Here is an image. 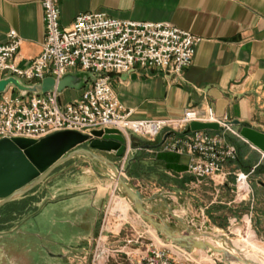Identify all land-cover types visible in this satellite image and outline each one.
<instances>
[{
	"label": "crops",
	"instance_id": "obj_1",
	"mask_svg": "<svg viewBox=\"0 0 264 264\" xmlns=\"http://www.w3.org/2000/svg\"><path fill=\"white\" fill-rule=\"evenodd\" d=\"M58 4L61 27H69L80 13L101 12L124 20L168 22L200 37L193 59L180 77L138 67L111 75L112 89L123 109L131 110L132 118L176 119L186 108L204 111L209 107L217 119L228 122L238 134L239 125L233 121L247 123L264 133V0H59ZM12 29L20 39L15 63L21 68L27 67L41 51L44 39L40 0H0V43L8 41V32ZM71 74L82 72L76 70ZM83 87L65 88L59 94L60 102L79 97ZM212 131L222 134L226 143L236 147L237 157L226 161L221 174L206 179L204 184L214 195L208 206L217 212L216 219L223 217L229 223L248 217V222L264 238V152L222 126ZM138 140L133 146L129 144L125 162L131 186L147 198L143 204L154 219L176 234L193 238L192 229L198 226L189 222L187 214L172 212L177 208L174 203L184 196L187 188L203 184H194L187 171L190 155L164 148L174 141L168 130L152 141ZM92 151L120 163L121 157H116L114 152ZM84 162L86 166L80 167ZM239 171L249 174L243 199L234 190L235 174ZM64 174L67 182L60 198L42 204L46 196L38 192L42 184L46 186L50 182L47 177L29 193L0 207V233L13 232L0 234V264H25V258L32 264L36 259L41 260V248L37 244L43 229L36 227L39 221L58 223L60 228H65L69 232L68 244H85L93 239L92 230L100 214L106 212L107 218H115L121 204L126 208L124 212L132 214L134 223L140 226L130 240L151 237L148 222L122 193L119 195L128 202V210L125 201L114 202L110 207V190L115 186V179L109 176L110 169L104 163H92L84 156H76L66 161ZM145 176H155L174 185L171 190L156 188L147 192L140 187ZM48 195L56 197L57 188L49 186ZM10 208H13L11 215L4 214ZM117 219L120 218L117 216ZM213 220L216 224L217 220ZM199 226V230L205 229ZM154 231L158 237L168 240L165 233L155 228ZM63 235L61 230L56 233V236ZM51 254L49 251V258Z\"/></svg>",
	"mask_w": 264,
	"mask_h": 264
},
{
	"label": "built area",
	"instance_id": "obj_2",
	"mask_svg": "<svg viewBox=\"0 0 264 264\" xmlns=\"http://www.w3.org/2000/svg\"><path fill=\"white\" fill-rule=\"evenodd\" d=\"M59 0H40L44 39L39 54L27 67L15 63L20 39L15 30L0 43V77L13 75L26 83H39L51 76L56 81L73 71L88 74L81 95L61 103L56 89L22 96L12 87L0 94V138L40 139L52 132L74 130L90 134L94 129H117L126 140L134 136L148 141L164 130L174 141L164 148L190 155L187 171L201 181L222 173L228 160L237 157L234 145L212 130L186 132L192 121L215 122L238 136L228 122L217 119L211 108H186L176 119H135L123 109L112 89L111 75L132 68L158 69L180 77L190 65L200 37L168 22L134 21L110 17L101 12L78 14L69 27L59 24ZM126 153L120 159L126 162ZM248 173L235 174L234 190L245 198ZM144 264H183L166 247L151 246Z\"/></svg>",
	"mask_w": 264,
	"mask_h": 264
},
{
	"label": "rangeland",
	"instance_id": "obj_3",
	"mask_svg": "<svg viewBox=\"0 0 264 264\" xmlns=\"http://www.w3.org/2000/svg\"><path fill=\"white\" fill-rule=\"evenodd\" d=\"M132 137H137V139L140 138L147 141L142 137L134 135ZM129 144H131V138ZM65 163L66 161L50 173L48 178L50 177L51 180L49 183H46V186H44L45 184H42L39 187L38 194L42 197L46 196V198L42 200V204L50 200L58 199L63 195L64 186L67 182L64 174ZM118 165L122 169V174L127 177L131 184L128 168L125 167V163L122 167L120 163H118ZM79 166L85 167V162ZM141 170H144V168H141ZM77 171L80 172L79 167H77ZM143 174L145 175V172H143ZM68 177L70 178V173ZM206 179L208 178L201 181L194 179V184L203 183L202 186L195 185V187L193 186L187 188L185 194H183L184 196L179 199L177 203H174L177 205V208H174V210H176L181 216H183L182 214L184 213L187 214L189 222L192 223L194 227L198 226L196 229H192L193 239H200L203 242L207 241L206 243L217 247L210 239V236L213 235L215 236V240L227 242L228 245H232L231 241L241 239L244 236L245 231L248 229L251 236L256 239L257 243L264 247V238L255 231L250 220L249 225L248 217H244L243 219H240L241 217H239L230 223L223 217H218L219 220L218 218L216 219L217 212L212 211V209L208 206L209 201L214 195L211 194L212 191L209 186L204 184ZM143 181L144 183L140 184V187L147 192L154 191L156 188L171 190V186L174 185L171 181H162L155 176L154 178H152V176L150 178L145 176ZM251 184L254 185V182L251 181ZM49 186L57 188L58 195L56 197L50 198L48 195ZM110 191L112 197V204H110V207L114 204V202L118 203L119 201H123L124 203L125 201L128 210L129 204L124 198L120 197L116 181L114 188H111ZM121 205V208L117 207V212H115L120 219L116 220L117 216H115V218H107L108 215H106L105 211V213L102 212L100 214L96 227L92 230L93 239H91L89 243L85 244H68L67 240L69 232L65 228H60L58 223L57 225H54L39 221L40 223L38 222L36 227L41 226L43 229L40 234L41 237L39 239V243L37 244V246L41 248L39 253L41 255V260L36 259L35 264H144V257H146L148 249L151 246L166 247L169 254L173 258L181 261L183 264H225L223 262H218L212 256H210V258H202L201 255L203 254L206 256L211 247L189 250L174 241L169 239L164 240L163 238L158 237L154 231V227L150 223H148L149 226L147 228L149 233H151L150 238H140L137 241L130 240L133 235H136V230H140V226L134 223L135 221L132 214L127 215L124 212V204ZM200 208H202L203 212ZM12 210L13 208H10L8 211H5L4 214L10 216ZM200 212L202 214H200ZM226 212L230 214V211L228 212L227 210ZM213 219L217 220L216 222L219 224H215ZM199 225L204 226L205 229L199 230ZM215 226L219 228L215 229ZM59 230L64 232L62 237L56 236V233ZM28 231H32V228H28ZM12 233L13 232L9 230L3 231L0 234L9 235ZM49 251L55 253L56 255H52L53 257L51 256V258H49ZM24 262L25 264H32V262L27 258H25Z\"/></svg>",
	"mask_w": 264,
	"mask_h": 264
},
{
	"label": "water",
	"instance_id": "obj_4",
	"mask_svg": "<svg viewBox=\"0 0 264 264\" xmlns=\"http://www.w3.org/2000/svg\"><path fill=\"white\" fill-rule=\"evenodd\" d=\"M87 80L88 74L84 72L81 75L66 74L58 81L48 76L39 83L31 84L16 76L4 75L0 77V94L11 87L22 96L46 93L54 89L58 92L65 88L80 89ZM233 124L239 125V134L244 139L264 152V133L257 131L247 123L233 121ZM218 128L215 122L192 121L185 131L218 130ZM128 149V141L114 128L94 129L90 134L61 130L40 139L2 137L0 138V207L29 193L63 162L76 156H84L92 163H104L110 169L109 176L115 179L119 192L127 197L140 216L157 231L165 233L169 240L189 250L205 248V242L193 239L191 235H178L160 220L154 219L152 213L144 207L143 203L147 201V198L131 186L127 177L122 174L120 166L92 151L114 152L116 157H123ZM262 183L264 185L263 181ZM209 252H217V249H211Z\"/></svg>",
	"mask_w": 264,
	"mask_h": 264
},
{
	"label": "bare ground",
	"instance_id": "obj_5",
	"mask_svg": "<svg viewBox=\"0 0 264 264\" xmlns=\"http://www.w3.org/2000/svg\"><path fill=\"white\" fill-rule=\"evenodd\" d=\"M240 190L247 192V187L243 185ZM172 212L174 215H177L176 210H173ZM214 237L215 236L211 235L210 239L217 247L214 245L211 246L206 243L207 241H205V244L206 247H211L209 250L217 249V252H208V255L206 254V256L202 254V258H210V256H212L218 262H223L225 264H264V247L257 243L256 239L251 236L248 229L245 231V234L241 239L232 240V245H228L227 242L215 240Z\"/></svg>",
	"mask_w": 264,
	"mask_h": 264
},
{
	"label": "trees",
	"instance_id": "obj_6",
	"mask_svg": "<svg viewBox=\"0 0 264 264\" xmlns=\"http://www.w3.org/2000/svg\"><path fill=\"white\" fill-rule=\"evenodd\" d=\"M137 137H131V144H132V146L135 144V141L137 142ZM141 142V140L139 141L138 140V143H140ZM140 144H142V143H140Z\"/></svg>",
	"mask_w": 264,
	"mask_h": 264
},
{
	"label": "flooded vegetation",
	"instance_id": "obj_7",
	"mask_svg": "<svg viewBox=\"0 0 264 264\" xmlns=\"http://www.w3.org/2000/svg\"><path fill=\"white\" fill-rule=\"evenodd\" d=\"M51 255H53V256H54V255H56V254H55V253H53V254H51ZM53 256H52V257H53Z\"/></svg>",
	"mask_w": 264,
	"mask_h": 264
}]
</instances>
